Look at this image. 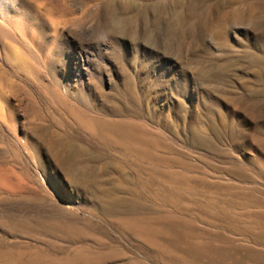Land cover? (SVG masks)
I'll list each match as a JSON object with an SVG mask.
<instances>
[{
    "label": "rangeland",
    "instance_id": "obj_1",
    "mask_svg": "<svg viewBox=\"0 0 264 264\" xmlns=\"http://www.w3.org/2000/svg\"><path fill=\"white\" fill-rule=\"evenodd\" d=\"M20 1L0 264H264V0Z\"/></svg>",
    "mask_w": 264,
    "mask_h": 264
},
{
    "label": "bare ground",
    "instance_id": "obj_2",
    "mask_svg": "<svg viewBox=\"0 0 264 264\" xmlns=\"http://www.w3.org/2000/svg\"><path fill=\"white\" fill-rule=\"evenodd\" d=\"M19 1L20 0H0V15L3 17V19H5L6 21L8 19L12 20L11 18L14 19V17L16 16L15 14L17 12L14 8H15L17 2L19 3ZM22 2H23V5H24V9L23 10L25 11V13H24V21H25V23L24 24H26L25 26H26L27 32L30 34L31 39H34V34L36 33V31L39 28V22H42V27L48 29L47 27L49 25H48V22H47V20H48L47 17H46L47 15H46L45 12H43V9H42V7L40 5H34L33 6L32 2L30 0H24V1L22 0V1H20V3H22ZM12 8H13L14 11L12 10ZM44 11H46V10H44ZM2 17H1V19H2ZM45 19H46V21H45ZM9 20L7 22H9ZM1 21H0V49H1V53L0 54L2 55L3 60L7 62V64L9 63L11 65V62H12V64L14 66H16L18 68V70L20 69V70L25 72L26 70L29 69L28 67H30V62L26 59V57L23 55V53L18 51L17 48H15V46H13L11 44V41H12L11 40V30H10V28L7 27V25L4 22H1ZM50 28L48 30H50ZM14 29H15V27H14ZM15 30H17V29H15ZM28 43H30V42H28ZM40 43H41V41H40ZM40 43H38V44H40ZM32 70H33V68H32ZM15 71H17V69H15ZM34 72H36V71H34ZM4 73H5V71L0 68V82L1 81L3 82V80H4L3 79ZM1 84H0V97L2 95V90H3V88H2L3 85H1ZM3 95H6V94L3 93ZM6 99L7 98L5 97V100ZM0 102L4 103V101H1V100H0ZM9 103H10V101H9ZM0 105H1V103H0ZM9 109H7V110H9ZM3 110H5V109H3ZM0 111L2 113V109ZM10 114H11V112H10Z\"/></svg>",
    "mask_w": 264,
    "mask_h": 264
}]
</instances>
